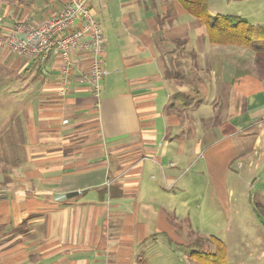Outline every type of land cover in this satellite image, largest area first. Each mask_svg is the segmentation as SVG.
<instances>
[{"label": "crops", "instance_id": "1", "mask_svg": "<svg viewBox=\"0 0 264 264\" xmlns=\"http://www.w3.org/2000/svg\"><path fill=\"white\" fill-rule=\"evenodd\" d=\"M67 3L0 0V38ZM182 7L89 0L106 38L99 97L80 77L89 52L62 94L58 57L0 51V264H156L159 242L188 248L189 195L206 180L232 194L236 161L264 157L256 53L211 44Z\"/></svg>", "mask_w": 264, "mask_h": 264}, {"label": "rangeland", "instance_id": "2", "mask_svg": "<svg viewBox=\"0 0 264 264\" xmlns=\"http://www.w3.org/2000/svg\"><path fill=\"white\" fill-rule=\"evenodd\" d=\"M207 7L212 16H250L247 18L251 24L264 22V0H208ZM202 26L205 28L199 22V27ZM257 165L251 170L236 168L237 172L233 171L237 181L230 188L232 194L228 190L214 195L206 180L203 196L200 193L189 195L188 205L182 206L179 214L188 217L192 224L187 233L182 229L190 247L159 242L150 251L154 254L153 261L156 264H197L189 256L191 246L198 242L196 250L214 252L215 244L210 239L215 238L226 245L228 264H264V217L257 210V205L264 206V157Z\"/></svg>", "mask_w": 264, "mask_h": 264}, {"label": "built area", "instance_id": "3", "mask_svg": "<svg viewBox=\"0 0 264 264\" xmlns=\"http://www.w3.org/2000/svg\"><path fill=\"white\" fill-rule=\"evenodd\" d=\"M89 11V0H68L65 8L55 17L46 22L38 24L30 22L24 26V39L18 38L15 34L0 38V51L7 47L12 54L18 56L41 59L52 54L58 57L61 61L62 94L67 93L66 85L71 81L75 71L76 52H89L90 69L83 72L80 77L99 97L101 82L107 75L103 63L106 38L97 19ZM259 122L264 124V114ZM261 135L264 141V129ZM236 166L238 169H244L258 165L253 161L245 162L244 159H240L236 161Z\"/></svg>", "mask_w": 264, "mask_h": 264}, {"label": "trees", "instance_id": "4", "mask_svg": "<svg viewBox=\"0 0 264 264\" xmlns=\"http://www.w3.org/2000/svg\"><path fill=\"white\" fill-rule=\"evenodd\" d=\"M182 8L201 22L205 28L208 40L214 45H232L251 48L256 53V64L264 72V26H254L245 18L234 15H210L208 0H179ZM257 210L264 217V206L257 205ZM215 244L214 252L196 250L198 242L192 245L189 255L197 264H228L226 245L215 238L210 239ZM188 247H190L188 245Z\"/></svg>", "mask_w": 264, "mask_h": 264}]
</instances>
